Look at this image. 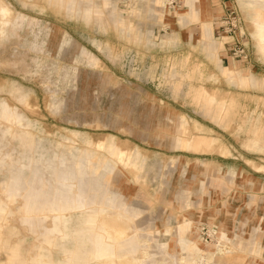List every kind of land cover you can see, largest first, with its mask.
<instances>
[{
  "label": "rangeland",
  "instance_id": "rangeland-1",
  "mask_svg": "<svg viewBox=\"0 0 264 264\" xmlns=\"http://www.w3.org/2000/svg\"><path fill=\"white\" fill-rule=\"evenodd\" d=\"M207 4L0 0V264H264V0Z\"/></svg>",
  "mask_w": 264,
  "mask_h": 264
},
{
  "label": "crops",
  "instance_id": "crops-1",
  "mask_svg": "<svg viewBox=\"0 0 264 264\" xmlns=\"http://www.w3.org/2000/svg\"><path fill=\"white\" fill-rule=\"evenodd\" d=\"M202 7H203V10L208 11L207 0H202ZM223 107L226 108L225 105H223ZM68 226L69 227L66 228L67 230L65 231V234H63V236L71 237V239L77 238L76 233H75L76 232V222L72 224L70 221ZM69 240L65 239L64 243L69 242ZM58 247H59L58 252H53L52 250L47 249V248H41L40 259L42 260V262H45V264H79L80 257H79L78 247L76 246L74 247V245L71 242L69 244L58 245ZM70 252L72 253L70 261H65L64 254H69ZM16 260H19L18 257L12 258L9 261V264L14 263ZM47 261H51V263H48Z\"/></svg>",
  "mask_w": 264,
  "mask_h": 264
},
{
  "label": "bare ground",
  "instance_id": "bare-ground-1",
  "mask_svg": "<svg viewBox=\"0 0 264 264\" xmlns=\"http://www.w3.org/2000/svg\"><path fill=\"white\" fill-rule=\"evenodd\" d=\"M261 30H262V32L261 33H264V25H261ZM104 222H105V220H104ZM114 235H116L118 238H122V236H124L122 233H121V231H119V230H115L114 231Z\"/></svg>",
  "mask_w": 264,
  "mask_h": 264
}]
</instances>
